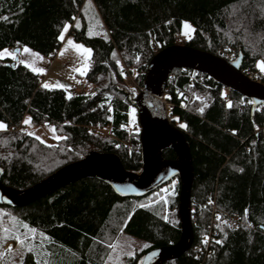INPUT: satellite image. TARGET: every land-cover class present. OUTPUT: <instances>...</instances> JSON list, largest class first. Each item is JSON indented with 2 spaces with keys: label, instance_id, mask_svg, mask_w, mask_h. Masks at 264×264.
Segmentation results:
<instances>
[{
  "label": "trees",
  "instance_id": "16d2710c",
  "mask_svg": "<svg viewBox=\"0 0 264 264\" xmlns=\"http://www.w3.org/2000/svg\"><path fill=\"white\" fill-rule=\"evenodd\" d=\"M183 21L193 27L185 45L225 59L241 52L242 72L264 61V0H0V50L29 47L51 57L66 25L69 35L91 49L84 76L90 88L70 95L44 87L40 74L26 65L0 58V123L6 125L0 128L1 183L26 189L89 150L115 153L125 169L139 171V132L131 140L125 129L131 104L122 68L142 87L157 52L151 41L163 43L157 50L175 44ZM171 75L164 96L173 104L171 115L186 126L175 125L192 157L194 238L185 253L164 264H264V105L251 115L250 101L244 106L246 100L232 91L225 97V88L212 79L191 85L186 70ZM26 115L34 125L52 123L57 143L29 133ZM163 156L175 154L167 149ZM148 197L123 198L107 183L83 178L22 206L0 205V247L15 241L13 231L34 229L44 236L43 248L26 251L23 264H105L107 245L121 233L145 242L125 257V264H141L149 250L180 235L178 195L146 204ZM211 200L241 224L220 225L207 252L197 256Z\"/></svg>",
  "mask_w": 264,
  "mask_h": 264
},
{
  "label": "water",
  "instance_id": "95a60500",
  "mask_svg": "<svg viewBox=\"0 0 264 264\" xmlns=\"http://www.w3.org/2000/svg\"><path fill=\"white\" fill-rule=\"evenodd\" d=\"M13 52L15 57L11 64H16L19 49ZM241 64V52L227 60L185 44L161 48L147 64L142 89L134 96L128 93L130 104L137 110L140 126L139 171L125 169L115 153L89 150L81 159L62 166L23 190L3 185L0 172V205L22 206L83 178L99 179L123 198L143 197L177 177L179 238L175 243L149 250L141 258V264H164L178 258L191 247L194 238L191 216L194 169L189 143L184 133L172 124L162 101L166 83L174 69H189L205 74L214 82L249 100L252 115L259 105H264V83L245 75ZM167 149L174 152V158L163 156V151Z\"/></svg>",
  "mask_w": 264,
  "mask_h": 264
},
{
  "label": "rangeland",
  "instance_id": "374dc122",
  "mask_svg": "<svg viewBox=\"0 0 264 264\" xmlns=\"http://www.w3.org/2000/svg\"><path fill=\"white\" fill-rule=\"evenodd\" d=\"M186 25H188L189 27H186ZM66 26L67 31H65ZM66 26L63 28L60 34V37L61 35H63L64 39H60V47L53 56H45L29 47H23L22 50L18 53L19 59H17V62L36 67L39 71L40 69H43V71H41V78L44 85L48 84L51 87L64 89L69 95L77 93H87L88 89L90 88V84H86L84 76L88 68L91 51L90 53H88L85 52L84 49H91L85 43L76 41L71 35H69L68 25ZM192 35V25L187 21H183L180 32L174 35L175 44H183L185 40L190 39ZM69 41H72L73 44L70 45L68 43ZM81 45L83 46L82 49L77 47ZM157 45L162 46L163 43L157 42ZM25 48L29 49L30 51H24ZM4 50H7V48L0 50V53H4ZM61 53H63V55H61ZM12 54L15 57V53L12 52ZM7 56L9 55L7 53H4L2 56H0V58ZM37 58H40L41 61H37ZM262 61V59H259L256 62L255 67L256 71L264 76V68L261 67ZM77 69H80V71H77ZM130 77L133 80V84H137L133 77ZM75 84L81 85L82 90H73L72 86ZM61 85H63V87H61ZM129 90L133 96L139 92V90L133 91L132 88H130ZM194 98H197V100H202L200 99L201 97H197L195 95ZM129 109L137 116V110L134 106L130 105ZM168 117L170 120H173L175 122H172L174 126L176 125L177 127H182L183 123L180 122L176 116L171 115L169 110ZM29 118V115H26L23 119L25 129H27L29 133L40 139L42 142L48 144L57 143L60 136L56 133L54 128L55 126L52 123H44L41 125H34L31 123V121L30 123H25V121L29 120ZM102 131L106 134H108L109 132L108 130ZM132 138L133 135L131 134L130 139L132 140ZM162 195L163 194L161 192L156 194L150 193L146 204L154 203L159 199L164 200V202L166 203L167 197L171 194H166L164 198L161 197ZM165 215H168V210L165 212ZM24 230L21 229V231H13L15 241H13L12 239L5 241L4 244L0 247V264H21L22 258L26 251H29V248L34 251H37L39 248L40 250L41 248H43V234L35 231H30L26 228ZM17 237H19V239H16ZM20 240H24L23 246L20 244ZM110 245H113L114 247H110ZM145 246L146 244L144 241L136 240L120 233L112 243L107 245L108 252L106 254L105 264H125L126 256L135 255L138 251L144 249ZM9 248H11V251L8 250ZM18 253H22V255ZM137 263L138 260L136 261V264Z\"/></svg>",
  "mask_w": 264,
  "mask_h": 264
},
{
  "label": "built area",
  "instance_id": "2783aa9c",
  "mask_svg": "<svg viewBox=\"0 0 264 264\" xmlns=\"http://www.w3.org/2000/svg\"><path fill=\"white\" fill-rule=\"evenodd\" d=\"M150 46H151L152 51H154V52L158 51L157 49L159 48V46L153 40L151 41ZM231 59H233V58H231V53H227V60H231ZM184 70L187 71L189 83L191 85L196 84V83L197 84H203V83H205L206 77L209 78L207 75L199 73V72H195V71H192L189 69H184ZM243 73L245 75H247L250 79L260 81V82H262L263 77H264L260 73H258L256 70H251V69H244ZM122 75H123V78H124L127 86L129 87V89L132 88L133 91H137V90L140 91L142 89V87H139L138 84H133V80L131 79L130 74L128 73V70L126 67L122 68ZM170 76H171V78H173V76L171 74H170ZM72 89L75 91H79V90H82V86L75 84L72 86ZM229 92H230V90L225 88V91H224L225 97H227L229 95ZM243 99L246 100V101H243V105L244 106L248 105L249 100H247L245 98H243ZM162 101H163V103L166 107L167 113H168V110H170V108L173 107V104L168 102V100L165 98V96H163ZM168 107H169V109H168ZM125 129L128 131L129 135L136 133V132H139V130H140V126L138 123V117L136 116V114L132 113L130 110L127 112V122L125 124ZM126 144L130 145V140L127 141ZM177 183H178V179H177V177H174L150 193L156 194V193L161 192L163 194L161 196L162 198H164L166 196V194H171L173 196H177L178 195ZM210 204H211L210 205V207H211L210 222H209V225L207 228L206 235L201 240V243L196 245V247H195L196 251H197V256H203L207 252L211 240L216 238V235H215L216 232L215 231H216V229H218L220 227V225H227V226H230L231 229H237V228H239V225L241 224L239 218L236 215L219 212L215 206L214 200H211ZM191 216L193 219L194 216L192 215V213H191Z\"/></svg>",
  "mask_w": 264,
  "mask_h": 264
},
{
  "label": "snow or ice",
  "instance_id": "6c2138e0",
  "mask_svg": "<svg viewBox=\"0 0 264 264\" xmlns=\"http://www.w3.org/2000/svg\"><path fill=\"white\" fill-rule=\"evenodd\" d=\"M186 27H189V26L186 25ZM65 31H67V26H66V28H65ZM60 39L63 40V39H64V36L61 35ZM68 43H69L70 45L73 44L72 41H69ZM77 47H78V48H81V49L83 48L82 45H81V46H77ZM24 51L27 52V51H30V50L27 49V48H25ZM84 51L90 53L91 50H89V49H84ZM4 53H7L8 55H13L12 53L8 52V50H4ZM4 53H0V56H2ZM61 55H63V53H61ZM261 67L264 68V61L261 62ZM40 71H43V69H40ZM77 71H80V69H77ZM43 86L46 87V88L49 87L48 84H45V85H43ZM61 87H63V85H61ZM69 98H70V97H69ZM229 106H231V105H229ZM201 111H202V110H201ZM25 123H30V118H29V120H26ZM5 127H6V125H3L2 123H0V128H5ZM182 127H186V126H185V125H182ZM5 231H7V229H6ZM30 231H35V230L32 229V230H30ZM16 239H19V237H17ZM20 244L23 246V245H24V240H20ZM110 247H114V246H113V245H110ZM8 250L11 251V248H9ZM28 250L31 251L32 249L29 248ZM18 254L22 255V253H18ZM21 264H23L22 261H21Z\"/></svg>",
  "mask_w": 264,
  "mask_h": 264
},
{
  "label": "crops",
  "instance_id": "0c3cea01",
  "mask_svg": "<svg viewBox=\"0 0 264 264\" xmlns=\"http://www.w3.org/2000/svg\"><path fill=\"white\" fill-rule=\"evenodd\" d=\"M7 50L9 51V52H13V50L11 49V48H7ZM7 57H10L12 60L14 59V56L13 55H9V56H7ZM2 58H6V57H2ZM18 59H19V57H18ZM37 61H41V59L40 58H37ZM20 63V62H19ZM24 65H26L27 67H29L30 69H32V70H34L35 72H37V73H39L40 74V76H42L41 74H42V72L41 71H39L36 67H32V66H30V65H28V64H24ZM42 84L44 85V83L42 82Z\"/></svg>",
  "mask_w": 264,
  "mask_h": 264
}]
</instances>
